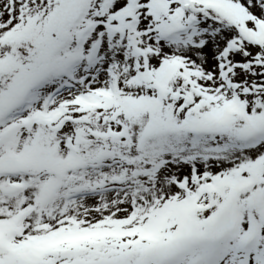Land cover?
Instances as JSON below:
<instances>
[{"label":"snow or ice","instance_id":"snow-or-ice-1","mask_svg":"<svg viewBox=\"0 0 264 264\" xmlns=\"http://www.w3.org/2000/svg\"><path fill=\"white\" fill-rule=\"evenodd\" d=\"M0 264H264V0H0Z\"/></svg>","mask_w":264,"mask_h":264}]
</instances>
